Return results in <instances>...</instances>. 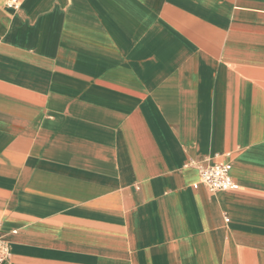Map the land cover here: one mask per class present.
<instances>
[{
	"label": "crops",
	"instance_id": "obj_1",
	"mask_svg": "<svg viewBox=\"0 0 264 264\" xmlns=\"http://www.w3.org/2000/svg\"><path fill=\"white\" fill-rule=\"evenodd\" d=\"M20 1L0 264H264V0ZM205 157L239 188L195 187Z\"/></svg>",
	"mask_w": 264,
	"mask_h": 264
},
{
	"label": "built area",
	"instance_id": "obj_2",
	"mask_svg": "<svg viewBox=\"0 0 264 264\" xmlns=\"http://www.w3.org/2000/svg\"><path fill=\"white\" fill-rule=\"evenodd\" d=\"M6 4L18 8L21 1L6 0ZM231 169L232 164L230 162H221L213 160L211 157H205L199 165L200 180L194 186L197 187L201 183L211 192L237 189L240 185L232 176ZM10 255V245L0 235V263L6 261Z\"/></svg>",
	"mask_w": 264,
	"mask_h": 264
}]
</instances>
